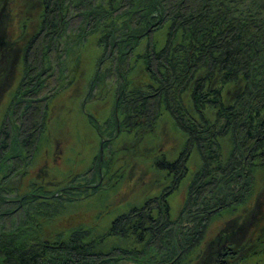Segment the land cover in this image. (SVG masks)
I'll use <instances>...</instances> for the list:
<instances>
[{
	"label": "trees",
	"instance_id": "16d2710c",
	"mask_svg": "<svg viewBox=\"0 0 264 264\" xmlns=\"http://www.w3.org/2000/svg\"><path fill=\"white\" fill-rule=\"evenodd\" d=\"M17 1L20 3L15 10ZM24 16L22 34L12 36L15 17ZM93 38L103 49L101 59L116 62L114 68L109 67V76L123 82L116 106L120 115L116 129L134 134L120 149L129 164L126 197L132 196L129 190L146 196L139 212L134 208L131 214L115 219L113 230L131 233L126 239L129 245L115 248V253L123 251L120 254L125 256L131 251L140 259L143 255L137 251L151 247V241L160 248L176 222L168 221L167 194L188 175L187 161L193 146L208 161L200 191L212 183V191L220 185L223 190L235 186L229 200H223L225 204L243 200L246 181L241 177L256 165L251 160L264 164V75L258 71L264 55V0H0V105L15 84L22 62L30 69L35 66L36 73L41 71L31 78L36 86L40 85L44 76L52 77L46 68L49 59L51 63L58 62L72 42L78 40L77 44L85 45ZM135 65L139 66L138 74L146 82L145 87L135 84L132 77L128 79ZM51 85L52 81L48 86ZM33 90L35 94L28 96L32 98L29 102L16 99L22 122L19 124L17 115H12L10 131H1L0 163L19 158L22 150L28 157L33 155L46 116V103L43 105L44 99ZM163 109L185 133L186 139L179 145L171 141L166 129L158 130L165 115ZM36 115L42 123L30 124ZM14 136L18 139L15 143ZM12 144L18 153L9 152ZM152 144L155 148L150 147ZM162 145L169 150H159ZM175 145L179 150L172 149ZM234 153L248 154L250 161L240 162ZM4 165L15 166L11 161ZM22 167L19 165L16 173ZM156 173L165 180L169 178V185L156 178ZM218 177L228 181L219 183L215 179ZM262 181L251 205L223 223L193 264H237L254 251L253 234L264 233V178ZM14 190L11 179L0 184V219L26 218L29 206L37 204L25 198L18 200V207L11 212L2 211L6 199L1 193ZM159 192L165 196H149ZM15 228H0L2 264H104L97 240H88L94 237L86 232H73L57 244L46 242L39 234L40 242L28 240L26 245L20 242V231ZM140 244L146 245L134 247ZM185 249L189 248L182 250ZM173 259L175 263L170 264H177L181 255ZM149 260L151 264H166L156 259L155 253L144 256L141 262Z\"/></svg>",
	"mask_w": 264,
	"mask_h": 264
},
{
	"label": "rangeland",
	"instance_id": "374dc122",
	"mask_svg": "<svg viewBox=\"0 0 264 264\" xmlns=\"http://www.w3.org/2000/svg\"><path fill=\"white\" fill-rule=\"evenodd\" d=\"M19 3L20 1L15 3V10L19 7ZM35 18L39 19V15ZM25 20V16L21 19L15 17L10 29L12 36L19 37L22 34L21 23ZM76 42L78 40L68 46L59 63L54 62L53 59L51 63L49 59L50 64L46 65V68L49 69L48 74H52V77L42 76L45 80L40 85L36 86L37 82L31 78L38 76L37 73L41 71L36 73L35 66L30 69L27 68L28 64L22 62L15 84L1 102L0 135L3 134L2 130L10 131L9 121L13 119L12 115H17L19 124L22 122L23 118L19 117L16 110L18 108L15 104L16 99L21 98L29 102L32 98L28 96L35 94L32 92L34 88L40 94L39 97L44 99L43 105L46 103V116L33 155L28 157L27 151L22 150L19 158L5 161H11L15 164L14 167L5 166V162L0 163V184L11 179L16 187V191L1 193L6 199L1 210L11 212L18 207V200L25 198H31V202L36 200L37 204L29 206L26 218L12 221L10 216L2 217L0 225L5 226L0 228L17 227L15 229L20 231V242L26 245L34 239L40 242L39 234L46 238V242L57 244L68 239L73 232L79 235L86 232L94 237L93 239L87 237L88 240L91 242L97 240V249L103 252L102 257L105 258L104 264H151V259L141 262L144 256L149 257L151 253H155L156 259L164 260L166 264L175 263L173 258L178 254L181 255V259L177 264H193L207 240L218 232L223 223L244 211L245 207L255 200L256 194L262 188L264 164L251 160V163L256 165L251 168V172L244 171L241 177L242 181H246L243 185L245 189L243 200L225 204L223 200H229V195L235 186L231 185V190H223V185H220L212 191L214 190L212 183L200 191L199 184L202 183V175L205 173V165L208 161L207 159L205 161L201 150L193 146V153L187 161L188 175L177 189L167 194L170 203L168 221L176 222L170 227L168 236L160 243V248H157L152 241L151 244L154 246L148 247L145 251L136 249L146 244L134 245L136 249L133 250L143 255L140 259L128 250L125 256L120 254L123 251L115 253V248L118 250L119 247L129 245V240L126 239L131 235L113 230L115 219L118 216L131 214L134 208L139 212L146 196L141 197L137 191L129 190L128 195L132 196L128 198L125 193L128 191L125 180L126 168L129 164L126 165V160L122 157L124 151L120 149L126 141L134 137V134L125 130L119 132L116 129L120 117L116 106L123 82L120 78L117 80L115 76L111 77L108 74L109 67L114 68L116 62L107 58L101 59L103 49L98 47L94 38L85 45ZM134 62L133 59L132 63ZM260 66L262 67L258 71L260 76H263L264 55ZM137 67L139 68L135 65L128 79L132 77L135 84L145 87L146 82L142 76H139ZM51 81L52 85L49 87ZM163 112L165 115L161 121L165 118L168 120L162 123L160 121L158 130L166 129L171 141H177L176 145H179L183 139L185 141L186 137L183 136L185 133L180 131L166 109H163ZM123 117L121 115V118ZM38 120L36 115L35 120L30 124L36 122L41 124L42 121ZM17 140V136H14V143ZM176 145L172 149H178ZM150 147L155 148V144ZM10 148L12 150L9 152L14 150V154L18 153L15 144ZM158 149L169 150L167 145H162ZM235 156L240 162L250 161L248 154L244 156L243 153H236ZM231 161L233 160H230V163ZM19 165L23 167L19 173H16ZM112 174L116 175L111 178ZM155 177L160 178V181L165 180V177L158 173ZM215 179L219 180L221 177ZM226 179L218 182L225 184L228 181ZM168 180L164 183L168 184ZM248 188H252V191ZM210 190L212 192H209ZM151 194L149 196L158 197L161 192ZM161 196L163 198L165 195ZM159 199L156 198V201ZM159 213L160 211L157 214ZM27 223L38 228L39 231L37 232L33 227L30 229ZM251 243L254 244V251L246 257H241L237 264H264V233H254ZM183 248L189 249L182 250ZM109 256L113 258L110 259ZM2 258L0 253V264Z\"/></svg>",
	"mask_w": 264,
	"mask_h": 264
}]
</instances>
